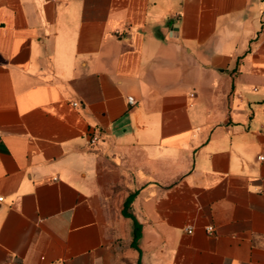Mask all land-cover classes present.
I'll list each match as a JSON object with an SVG mask.
<instances>
[{
    "label": "crops",
    "instance_id": "0c3cea01",
    "mask_svg": "<svg viewBox=\"0 0 264 264\" xmlns=\"http://www.w3.org/2000/svg\"><path fill=\"white\" fill-rule=\"evenodd\" d=\"M261 156L264 0H0V264H264Z\"/></svg>",
    "mask_w": 264,
    "mask_h": 264
},
{
    "label": "trees",
    "instance_id": "16d2710c",
    "mask_svg": "<svg viewBox=\"0 0 264 264\" xmlns=\"http://www.w3.org/2000/svg\"><path fill=\"white\" fill-rule=\"evenodd\" d=\"M132 197H133V194H130L128 196V198L126 199L125 201V204H124V214L127 215V216H130L133 218L134 220V228H133V240H132V245L134 247H138L137 246V241L141 235V225L135 220V217L133 216V214H131L129 211H128V208H129V205H130V202L132 200Z\"/></svg>",
    "mask_w": 264,
    "mask_h": 264
},
{
    "label": "built area",
    "instance_id": "2783aa9c",
    "mask_svg": "<svg viewBox=\"0 0 264 264\" xmlns=\"http://www.w3.org/2000/svg\"><path fill=\"white\" fill-rule=\"evenodd\" d=\"M128 103L131 104V105H134L136 103L135 98L133 96H128ZM73 105L77 106V105H79V102H73ZM90 140H91V142H97L98 141V135L97 134H93ZM260 158L263 159L264 157L261 156ZM0 200H2L1 197H0ZM208 230L210 232H212L213 231V227L209 226Z\"/></svg>",
    "mask_w": 264,
    "mask_h": 264
}]
</instances>
